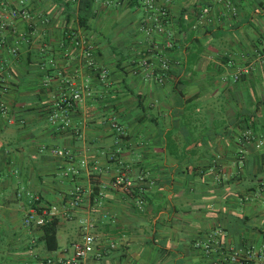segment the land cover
<instances>
[{
	"label": "crops",
	"instance_id": "0c3cea01",
	"mask_svg": "<svg viewBox=\"0 0 264 264\" xmlns=\"http://www.w3.org/2000/svg\"><path fill=\"white\" fill-rule=\"evenodd\" d=\"M25 1L39 19L18 20L0 33L8 106L0 117V264L71 259L84 220L92 224L90 234L116 244L85 264H211L217 258L232 264L227 260L237 250H252L250 264H264V146L258 144L264 142V0H239L234 19L195 29L194 9L210 0H174L162 39L172 42L167 55L181 67L164 86L132 74L135 52L145 45L136 32L139 2ZM20 31L29 42L13 57ZM73 32L91 44L97 71L84 66ZM245 66L251 72L234 81ZM81 84L89 86L82 101L56 107ZM54 113L67 117L65 128L48 123ZM245 131L250 143L242 140ZM54 149L86 157L95 170L93 195L84 196L70 219L58 220V248L49 252L41 231L22 225L25 205L17 194L30 191L51 205L71 189L60 176L67 160L53 156ZM119 172L132 179L134 197L110 186ZM79 180L86 186L85 175ZM215 232L214 251L205 256L194 243Z\"/></svg>",
	"mask_w": 264,
	"mask_h": 264
},
{
	"label": "built area",
	"instance_id": "2783aa9c",
	"mask_svg": "<svg viewBox=\"0 0 264 264\" xmlns=\"http://www.w3.org/2000/svg\"><path fill=\"white\" fill-rule=\"evenodd\" d=\"M130 2H139L142 10V19L138 23L136 32L144 39L145 45L135 52L133 60L132 74L140 76L143 82H152L154 84L164 86L176 75L181 67V61L171 59L167 54L173 49V44L169 40H163L162 37L169 35L168 23L170 18V7L174 0H127ZM237 1L239 0H210L205 5H199L194 9V19L197 26L213 27L216 22L227 19L232 20L238 14ZM40 15L33 12L26 4L25 0H16L11 3L9 1H0V33L7 31L13 27L16 21H26L31 25V21L35 18L39 19ZM14 29V28H13ZM25 32H16L15 42L10 48V54L16 57L21 48L20 45L28 43L29 39ZM4 38L0 35V47L4 45ZM71 41L76 49L79 50L84 66L87 69L97 71L94 61L93 49L90 43L81 36H77L74 32L71 34ZM256 54L259 51H255ZM264 55V51H263ZM44 63L40 65V70H45ZM252 70V66H245L238 69L233 80L238 81L242 76L248 75ZM101 75L104 70H99ZM88 84H81L70 90L69 96L62 94L56 107L62 109L71 108L73 103L83 100L84 95H88ZM7 86L4 83L3 77L0 75V117L8 113V106L5 101ZM48 123L55 126L58 122L62 123V128L68 124L67 117L54 113L47 119ZM110 127L118 135L123 136L124 132L120 126L114 121L110 122ZM242 140L245 143H250L253 140L250 131H245L242 134ZM259 146H264V142L260 141ZM51 154L55 157L66 159L65 165L60 169L62 181L72 183L71 189L63 195L59 203L44 205L38 195L30 191H20L17 197L23 200L25 209L22 217V225L26 229L40 230L47 223L53 220H67L71 218V214L80 208L83 203L84 196L91 197L93 188L90 183V161L86 157L75 158L72 152L68 149H54ZM243 159V154L239 156ZM112 159V157H111ZM264 159V153H263ZM85 175L87 179L86 186L79 183V179ZM140 180H142L140 178ZM110 186L113 189L120 191L127 197H133L134 183L132 179L125 173L119 172L114 175L110 181ZM139 204V201L137 202ZM92 224L84 220L82 229L84 231L80 242L72 244L73 255L71 259H63L57 257L56 260L47 258L40 264H85L86 261L93 257L96 260L102 258L107 250L116 249V244L110 241H102L98 237L90 234ZM220 232H215L213 235H207L203 240L196 241L194 247L200 250L205 256H210L214 251L216 237ZM255 253L252 250H237L230 254L227 262L232 264H250ZM261 259L264 260V253L261 254ZM211 264H224L220 259H213Z\"/></svg>",
	"mask_w": 264,
	"mask_h": 264
},
{
	"label": "trees",
	"instance_id": "16d2710c",
	"mask_svg": "<svg viewBox=\"0 0 264 264\" xmlns=\"http://www.w3.org/2000/svg\"><path fill=\"white\" fill-rule=\"evenodd\" d=\"M183 22L185 21H182V23L180 22L179 26H182ZM78 23L83 24L82 19H79ZM182 31H184V29H182ZM190 36L191 35L188 36V39L192 40V37ZM195 55L196 54L194 53V56ZM133 197H134V194H133ZM57 226H58V220L56 219V220H53L47 223L44 227L40 229L41 235L39 237V240L44 244L46 250L49 252H54L58 248V243H57V238H56Z\"/></svg>",
	"mask_w": 264,
	"mask_h": 264
},
{
	"label": "rangeland",
	"instance_id": "374dc122",
	"mask_svg": "<svg viewBox=\"0 0 264 264\" xmlns=\"http://www.w3.org/2000/svg\"><path fill=\"white\" fill-rule=\"evenodd\" d=\"M72 225H73L74 227H76V229L79 231V223H78L77 220H76V221L73 220V221H72ZM76 236H77V234H76ZM73 238H75V237H73ZM80 241H81V240H80ZM80 241H79V242H80ZM66 244H67V243H66ZM59 245H60V247H61V246H64L65 244H63L62 241H61ZM68 246H69V245H68ZM69 253H72V255H73V249H72V248H71V249L69 248Z\"/></svg>",
	"mask_w": 264,
	"mask_h": 264
}]
</instances>
